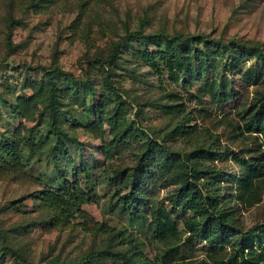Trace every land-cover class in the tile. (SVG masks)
I'll return each mask as SVG.
<instances>
[{"label":"rangeland","instance_id":"374dc122","mask_svg":"<svg viewBox=\"0 0 264 264\" xmlns=\"http://www.w3.org/2000/svg\"><path fill=\"white\" fill-rule=\"evenodd\" d=\"M255 44L264 0H0V264H264ZM169 58L198 75L173 82ZM192 207L231 236L191 232L187 220L204 222Z\"/></svg>","mask_w":264,"mask_h":264},{"label":"trees","instance_id":"16d2710c","mask_svg":"<svg viewBox=\"0 0 264 264\" xmlns=\"http://www.w3.org/2000/svg\"><path fill=\"white\" fill-rule=\"evenodd\" d=\"M138 37V39L143 43V44H147V43H153L158 49H161V46L158 44L157 42V38L152 37L151 35H147V34H143L141 32H135V33H129L127 39H131L133 37ZM170 40V39H168ZM124 44V41L120 42V45H118L117 50H119L120 48H122ZM264 45V44H263ZM262 44H255L253 45L252 48H244V53H249L251 55H257L258 58H262L264 55L263 54V48H261L263 46ZM167 51L165 53H170L171 48L170 46H166ZM116 50V51H117ZM164 54V53H163ZM115 55V51L113 53V57L114 58ZM165 70L168 72L170 79L173 82H178L179 81V73L181 71H184V75L185 74H189L190 78H193V75L196 76L198 75V71H196L194 68L190 67H185L182 66L180 63L173 61L171 58H169V60L166 62L165 65ZM214 83V81H212ZM212 84V86L209 88L210 93L213 97L217 96V92L216 89L214 88V85ZM264 101V99H261ZM182 106L180 104H175L173 106H166L165 108H163V111L165 114L170 115L172 113H181L183 110L180 109ZM252 118L248 119V124L252 125L251 127H248L247 130H254L259 136H261L264 139V102L262 104H260V108H256L254 109L252 112ZM62 137H66L63 133L59 132L57 133ZM8 148V149H7ZM6 151L3 150L4 152H6V154H8V152H10V156L11 154H13L14 149H10V146L6 147ZM209 156L208 153H204V152H200L197 153V156H195L194 161L197 162L198 164V160L199 157L203 158V157H207ZM210 158V156H209ZM167 165V164H166ZM169 166V165H168ZM249 172H245L244 175V179L242 181V184L248 189V190H253L252 192H250L251 197L255 196L257 192V190H255L253 188V180L254 178H257L259 175V172H257L256 170H254V172L252 170H248ZM183 172L181 174V176H186L188 177V172H189V168L186 165L184 167V169L181 171ZM44 191L46 192V194L48 196L53 195V193L50 192V190L48 189H44ZM249 192V191H248ZM181 202L184 201V197H181ZM250 204V200L248 202ZM191 204V202L189 203ZM187 210H190V212H193L196 216L198 217H204V222L203 224H200V222L197 221H190L187 220V223H189L190 225V231L193 233H197L198 235L204 236V239L208 240L210 238L213 239H219L218 238V234L217 233H221V234H225L226 236H231V230H229L228 228H223V222H221L219 219L215 218L214 216H208L207 214L201 213L199 214V212L197 210H194V208H186ZM161 217L163 218V221L161 222ZM155 219V223L156 225L159 223H162L161 225L165 228L164 230L168 233L174 235L175 230H174V225L171 223V220L169 218H167L166 216H164V214L162 213H156V217H154ZM227 229V230H226ZM157 233V232H156ZM160 241H162L160 239ZM246 249V246L243 248V250ZM211 251V250H209ZM176 252H180V248H177V250H173V248H171V250L169 251V254L175 255ZM211 262L212 264H254L252 263L251 260H248V258H246L243 253L242 255H236L234 257L228 258L227 260L224 259H220L218 257H214V256H210ZM88 258H93V256L89 255ZM113 258H118L117 255H113ZM120 258H124V263H127V258L125 256H120ZM119 258V260H120ZM163 259V257L161 258ZM182 259V256H181ZM81 262L83 263V259L81 260ZM49 264H60L59 263V258L55 257L51 260V262ZM200 264H206L205 262H201Z\"/></svg>","mask_w":264,"mask_h":264}]
</instances>
